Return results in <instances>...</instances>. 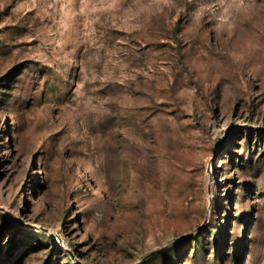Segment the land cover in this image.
I'll return each instance as SVG.
<instances>
[{
  "label": "rangeland",
  "instance_id": "1",
  "mask_svg": "<svg viewBox=\"0 0 264 264\" xmlns=\"http://www.w3.org/2000/svg\"><path fill=\"white\" fill-rule=\"evenodd\" d=\"M0 264H264V0H0Z\"/></svg>",
  "mask_w": 264,
  "mask_h": 264
},
{
  "label": "water",
  "instance_id": "2",
  "mask_svg": "<svg viewBox=\"0 0 264 264\" xmlns=\"http://www.w3.org/2000/svg\"><path fill=\"white\" fill-rule=\"evenodd\" d=\"M158 250H159V249L154 250V251H152L150 254H154V253H156Z\"/></svg>",
  "mask_w": 264,
  "mask_h": 264
}]
</instances>
